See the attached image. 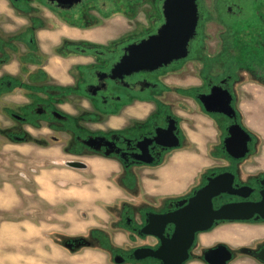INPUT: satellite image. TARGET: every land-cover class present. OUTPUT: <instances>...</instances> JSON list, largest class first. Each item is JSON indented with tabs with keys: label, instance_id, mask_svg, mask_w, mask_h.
Returning <instances> with one entry per match:
<instances>
[{
	"label": "flooded vegetation",
	"instance_id": "1",
	"mask_svg": "<svg viewBox=\"0 0 264 264\" xmlns=\"http://www.w3.org/2000/svg\"><path fill=\"white\" fill-rule=\"evenodd\" d=\"M145 1L0 0L1 148L32 146L47 154L75 159L68 161L81 162L85 168L87 164L83 160L99 155L117 162L124 174L131 175L135 168L158 165L171 151L183 147L187 134L183 128L185 118L181 114L198 113L211 120L215 118L214 122L223 129L222 141L234 123L251 138L245 157H229L227 167L202 173L197 184L186 194L160 204L150 202L137 208H124L120 226L129 233L130 242L139 240V244L114 247L110 237L103 233L102 237L89 236V242L95 239L109 244L104 252L113 264H160V260L152 256L134 258L133 252L137 248L155 250L159 246L156 237L140 233L141 229L150 215L175 211L178 202L204 186L208 177L229 171L234 175L233 187H245L243 194H247L245 197L220 194L212 200L214 208L227 203H257L261 200L260 191L264 185V171L248 173L240 167L254 151L257 142L244 125L243 109L246 102L249 105L255 97L264 96V0H218L220 5L217 7L232 14V70L214 74L202 69L198 73L197 68L190 67L183 74L184 86L167 85L165 73L197 56L202 38L201 24L207 13L204 8L206 0H193L197 21L195 34L188 42L187 56L152 71L114 73L113 69L129 45L156 34L165 23V0H151L152 19L146 34L125 36L106 44L72 40L63 35L69 31L101 29L100 18L120 10L126 13L129 4L142 8ZM212 90L219 96L218 102L223 101L225 92L229 94L234 110L232 117L205 110L200 97L210 95ZM172 91L180 94L183 91L179 110L169 99ZM163 92L166 93L161 99L167 104L162 102L156 107L151 106L154 101L150 99ZM112 119L120 123L111 126ZM172 133L179 140V146L175 148L164 145L172 140ZM158 135L162 144L155 141ZM89 139L92 147L85 143ZM141 158L149 159L151 163L146 164ZM133 214H137V219ZM247 216L243 220H218L209 230L196 232L182 264H209L208 261L213 262L211 264H264L261 259L264 258V218L257 213H248ZM234 225L241 226L245 230L240 231L251 236L246 244L232 246L222 241L205 242L215 229ZM172 230L169 225L165 234H171ZM81 239L84 238L73 237L64 241L79 242ZM224 252L230 253L229 260H223ZM115 257L121 262L115 263Z\"/></svg>",
	"mask_w": 264,
	"mask_h": 264
},
{
	"label": "crops",
	"instance_id": "2",
	"mask_svg": "<svg viewBox=\"0 0 264 264\" xmlns=\"http://www.w3.org/2000/svg\"><path fill=\"white\" fill-rule=\"evenodd\" d=\"M254 101L243 109L252 119H245L244 125L257 139L254 151L241 166L248 173L264 171V96L255 97ZM181 115L185 118L183 128L187 134L183 147L171 151L158 165L135 168L131 175L124 174L117 162L99 155L83 160L87 164L85 169H74L65 166L66 161L75 160L67 156L47 154L32 146L2 148L26 156L23 192L30 202V220L37 219L40 226L39 231L30 230L29 237L32 239L39 233L42 238V233L52 232L56 236L84 238L92 232H102L109 233L112 246H128L129 233L119 221L124 208H137L150 202L160 204L182 196L202 173L227 167L230 158L222 147L221 125L202 114ZM119 123L112 119L110 125ZM16 200L11 188L0 190V206L14 204L15 207ZM132 216L137 219V214ZM215 233L213 241L231 245L248 237L234 229ZM104 250L95 249L98 252L95 258L102 264H111L108 255L102 253Z\"/></svg>",
	"mask_w": 264,
	"mask_h": 264
},
{
	"label": "water",
	"instance_id": "3",
	"mask_svg": "<svg viewBox=\"0 0 264 264\" xmlns=\"http://www.w3.org/2000/svg\"><path fill=\"white\" fill-rule=\"evenodd\" d=\"M165 23L158 29L156 34L141 40L137 44L129 45L126 53L113 69L114 73L130 72L139 70H155L166 66L174 60L183 59L188 54V42L193 38L196 27V9L193 0H165L164 3ZM216 91L206 97H200L205 110L209 113H222L229 117L234 115L230 105L231 97L224 93L223 101H219ZM209 101L213 105L209 104ZM170 133V128L167 129ZM171 134V133H170ZM89 139L85 143L91 146ZM251 138L249 134L237 123L227 129V136L223 140L224 152L233 159H241L249 152L248 143ZM160 143L159 135L155 138ZM167 147H178L179 140L172 133V140L164 144ZM92 147V146H91ZM95 151L97 148H93ZM108 155V153H105ZM146 164L149 159L141 158ZM65 165L74 169L85 168V165L78 161H68ZM234 175L229 172H222L207 178V183L195 190L187 198L180 200L177 209L163 214L150 215L146 225L141 229L142 234L152 235L159 240V246L155 249L137 248L134 250V258L141 259L152 256L160 260V264H182L187 258V251L193 242L196 232L209 230L215 221L218 220H243L247 214L257 213L264 218V185L260 191L261 200L257 203L239 202L227 203L213 207L212 200L220 194H230L245 197V187H233ZM169 225H172L171 234H165ZM62 245L73 251L78 247L89 246L87 239L64 241ZM227 251L223 245H220ZM222 250V249H220ZM148 252V253H146ZM140 253V254H139ZM223 260H229V252L223 253ZM264 260V258H261ZM121 260L115 257V263ZM209 264L213 263L208 261Z\"/></svg>",
	"mask_w": 264,
	"mask_h": 264
},
{
	"label": "rangeland",
	"instance_id": "4",
	"mask_svg": "<svg viewBox=\"0 0 264 264\" xmlns=\"http://www.w3.org/2000/svg\"><path fill=\"white\" fill-rule=\"evenodd\" d=\"M151 3V0L145 1L142 8H135V5L129 4V10L126 11V13L123 10H120L111 16L100 18V23L102 25L101 29L80 30L78 32L69 31L71 33H69V35H64V37L71 38L72 40L96 41L100 44H106L107 42L121 40L125 36L146 34V31L149 30L152 19V17H150L149 7ZM219 5L220 1L218 0L205 1L204 8L207 13L204 15L201 24L202 38L200 46L196 51L197 56L194 59L189 61L186 60L178 65L175 70L165 73V83L167 85L174 84L175 86H184V75L185 72H188L191 69L190 67L197 68L198 73L202 69H207L214 74L231 72L232 34L230 25L232 24V14L227 12L225 8L221 10L220 7H217ZM174 74H178V76H173ZM164 93L166 92L150 99L154 101L151 106L158 105L162 102L167 104L166 101L161 99V96ZM182 93L183 91L181 94L173 91L170 92L171 97H169V99L172 100V103L177 110H179V106L182 105L181 101L182 98H184V94ZM248 103L249 102H246L247 106ZM254 103L255 101H252V105ZM248 116L249 115H245L246 121H248V119L249 121H252ZM214 121L215 118L212 119V122ZM2 144L3 141L1 140L0 145L2 146ZM25 158L26 156L22 153H14L13 151L10 152L7 150L3 151L0 147V190L9 187L15 192V197L17 198L15 201V207L14 204L9 207L0 206V252H6L4 257L0 256V264H9L10 260L14 261V264H102L97 261V258H95V255L98 253L95 252V249H98L99 247L108 248L109 244L107 243H99V241L97 242L94 239L95 241H88L89 246L70 251L65 248L62 243L65 239L73 237L63 235L56 236L52 232H48V234L42 233V238L39 237V233H36L37 236L33 235L32 239L29 237L30 230L34 233L35 231H39L40 226L37 219L30 220L31 214H28L30 213V202L23 192L26 187L24 184L26 180L22 177L23 173H27L23 168L25 165ZM241 166L242 164H240V167ZM198 180L199 179H196L195 183ZM196 184L192 185V187ZM42 214V219L45 220V213ZM31 221L32 224L30 223ZM227 229H234L242 234H246L244 233L246 231H240V229L244 228L235 225L230 227H219L215 229V232ZM96 234L97 233L92 232L90 235L85 236L84 239H87L92 235L95 236ZM216 234L217 233L209 235L207 240L210 242L206 241V243L218 241L212 240L213 238H216ZM106 235L109 236V233ZM250 237L251 236L249 235L247 238H242L239 243L233 244L232 246L246 244ZM139 242V240H136L135 242L129 241L128 246H135L136 244H139ZM126 245L122 247H127ZM5 247L8 248V251ZM39 248H42V252L39 251ZM102 253L106 254V252ZM3 258L4 260H2ZM107 259L108 263L113 264L110 261L109 256H107Z\"/></svg>",
	"mask_w": 264,
	"mask_h": 264
},
{
	"label": "bare ground",
	"instance_id": "5",
	"mask_svg": "<svg viewBox=\"0 0 264 264\" xmlns=\"http://www.w3.org/2000/svg\"><path fill=\"white\" fill-rule=\"evenodd\" d=\"M224 57H225V56H224ZM185 172H186V171H185ZM5 248H6V247H5ZM6 249H7V251H8V248H6ZM5 253H6V252H0V256H1V257H2V256L4 257V256H5ZM5 258H6V257H5ZM0 259H1V258H0ZM6 259H7V258H6ZM6 259H5V260H6ZM2 260H4V258H3ZM9 262H10L9 264H14V263H15L14 261H11V260H10Z\"/></svg>",
	"mask_w": 264,
	"mask_h": 264
},
{
	"label": "trees",
	"instance_id": "6",
	"mask_svg": "<svg viewBox=\"0 0 264 264\" xmlns=\"http://www.w3.org/2000/svg\"><path fill=\"white\" fill-rule=\"evenodd\" d=\"M93 233H94V232H93ZM95 233H97L96 235L102 237V233H101V232H95ZM103 244H106V242L104 241ZM108 247H109V246H108Z\"/></svg>",
	"mask_w": 264,
	"mask_h": 264
}]
</instances>
